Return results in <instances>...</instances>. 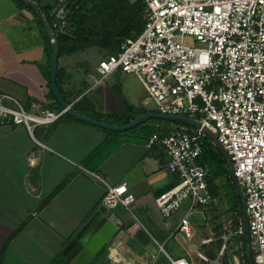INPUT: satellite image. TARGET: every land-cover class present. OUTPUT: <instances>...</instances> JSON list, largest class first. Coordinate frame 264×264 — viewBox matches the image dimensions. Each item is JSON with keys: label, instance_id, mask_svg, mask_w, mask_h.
Wrapping results in <instances>:
<instances>
[{"label": "crops", "instance_id": "obj_1", "mask_svg": "<svg viewBox=\"0 0 264 264\" xmlns=\"http://www.w3.org/2000/svg\"><path fill=\"white\" fill-rule=\"evenodd\" d=\"M19 1L0 0V93L17 96L34 112L56 110L51 107L57 106L58 99L50 93L46 37L32 11ZM91 46L58 57L57 83L64 99L71 106L78 104L76 111L115 124L125 123L127 103L137 111L143 107L130 121L141 113L158 111L156 104L145 106L149 101L141 91L144 86L133 74L115 71L97 83L98 62L110 52L104 48L106 52L97 59ZM109 114L118 117L109 120ZM139 125L132 131L111 130L67 112L33 132L13 122L0 123L2 264H49L61 254L103 203L107 186L92 172L111 184L126 182L135 196L131 212L122 206L113 209L122 225L107 243L105 255L98 257L99 264H172L171 259L180 257L191 264H209L198 251L217 257L214 244L221 235L210 230L207 207L188 213L190 237L179 228L187 205L170 217L160 212L156 199L176 184L177 176L167 166L164 146L148 145L151 134H144ZM209 237L213 240L202 243ZM235 239L239 244L241 239Z\"/></svg>", "mask_w": 264, "mask_h": 264}, {"label": "built area", "instance_id": "obj_2", "mask_svg": "<svg viewBox=\"0 0 264 264\" xmlns=\"http://www.w3.org/2000/svg\"><path fill=\"white\" fill-rule=\"evenodd\" d=\"M143 1L142 32L99 60L97 83L118 70L133 74L159 112L198 119L216 133L245 197L254 264H264V0ZM44 3L52 6L49 24L55 38L73 35L76 25L71 14L77 0ZM65 112L66 108L34 112L17 96L0 93V123L13 122L33 132ZM204 136L201 128L184 123L167 133L155 131L148 141V145L164 146L167 166L178 179L157 197L158 208L170 217L187 205L179 228L188 237L192 236L188 213L218 202L209 187V167L200 162ZM92 173L107 186L103 203L131 212L135 196L126 182L111 184ZM244 233L240 222L221 235L223 243L215 259L202 251L198 255L209 264H222L227 242ZM212 240L209 237L202 243ZM171 260L172 264H191L185 257ZM236 262L245 264L243 254Z\"/></svg>", "mask_w": 264, "mask_h": 264}, {"label": "trees", "instance_id": "obj_3", "mask_svg": "<svg viewBox=\"0 0 264 264\" xmlns=\"http://www.w3.org/2000/svg\"><path fill=\"white\" fill-rule=\"evenodd\" d=\"M35 1H37L41 6L48 23H51V4L44 3L43 0ZM19 2L28 9L32 10L33 14L40 24L41 32L43 33V35H45L44 26L41 24L36 11L25 1ZM77 4L78 6L73 8L71 14L72 20L76 25V31L73 35L60 34L56 36L57 42L59 44L58 56L62 53L76 51L91 45L106 48L110 53H114L119 51L120 46L123 41H125V39L138 36L144 28L146 19L145 4L143 0H77ZM48 40L50 39L46 38V41ZM50 43L53 45L51 41ZM48 50L50 52L51 47L48 46ZM48 77H51L50 69ZM50 93L54 98H56L52 90L50 91ZM57 106L58 110L62 108L58 100ZM72 108L74 110L78 109V104L72 105ZM127 109L129 111V114L124 120L125 123H128L130 119L139 112L135 110V108L130 104L127 105ZM132 110L134 111L130 112ZM112 116L115 117L114 120H116V117H118L117 115L109 114L107 115V118L109 120H113L111 119ZM178 124L184 123L182 121H178ZM139 126H141V124ZM141 127L144 134L154 133V128H145L143 125ZM134 129H137V127H133V129H131L130 131ZM203 141L204 144L203 151L200 156V162L206 164L209 167V187L212 194L214 196L220 195L218 186L214 184V181L217 178H225V180H227L233 187V203L229 205V209L234 210L236 213L233 218L234 229H236L239 226L240 222H243L242 199L236 193L228 168V163L222 151L215 145L212 140L211 142H208L205 136L203 137ZM66 181L67 179L54 190L53 194L58 192L66 183ZM177 181L178 179L176 180V183ZM239 238L243 241L241 251H243V258L247 264L248 256L246 234L244 233ZM106 247L107 246H104L89 264H99L97 262L98 257L101 255H105ZM208 254L210 255V253ZM212 256L215 257L216 255L212 254ZM0 264H2L1 259ZM49 264H71V262L61 253L60 255L55 257Z\"/></svg>", "mask_w": 264, "mask_h": 264}, {"label": "water", "instance_id": "obj_4", "mask_svg": "<svg viewBox=\"0 0 264 264\" xmlns=\"http://www.w3.org/2000/svg\"><path fill=\"white\" fill-rule=\"evenodd\" d=\"M28 3L37 13L41 24L44 26L45 37L50 40L47 41L50 50L51 59V77L50 84L51 90L55 94L56 98L60 102L62 108H66V112L78 119L83 121L98 125L103 128L126 131L135 126H138L148 118H165L174 121H182L186 124L201 128L205 134H208L215 145L224 154L232 182L234 184L236 193L241 197L243 204V224L246 234L247 242V256L248 264H254L253 250L251 246V237L249 229L248 214L246 211L245 197L240 184L238 183L237 177L234 174L232 160L223 147V145L218 140L216 133L204 125L200 120L183 115V114H173V113H162L159 111L145 112L136 116L134 119L124 124H115L105 120L97 119L90 115L82 114L72 108V106L64 99L58 83V48L59 44L55 38L54 32L47 21V18L39 5L35 0H22ZM53 43V45L50 43ZM122 225V220L118 218L114 210L108 208L104 203H102L98 209L90 216V218L79 228V230L69 239L66 245L62 249V254L71 262V264H89L91 260L102 250L104 246L110 241L113 235L116 233L119 227Z\"/></svg>", "mask_w": 264, "mask_h": 264}, {"label": "rangeland", "instance_id": "obj_5", "mask_svg": "<svg viewBox=\"0 0 264 264\" xmlns=\"http://www.w3.org/2000/svg\"><path fill=\"white\" fill-rule=\"evenodd\" d=\"M43 1H45V0H43ZM32 15H33L34 19L37 20V18L33 14V12H32ZM186 39L189 42L191 41V43H194V40L192 39V37L186 36ZM9 41L11 42V39ZM90 52L94 53L96 58L99 59L101 56H103L104 52H106V51L104 48H102L100 46H91ZM118 71H120V70H118ZM117 91L119 92V94L121 93L118 89H117ZM141 91H143V94L146 95V97L149 101V103L145 104V106L146 105H148V106L152 105L153 106L156 104L153 101V99L150 98L147 91L143 90V87H142ZM121 96H122L123 101H127L124 93H121ZM127 105H128V103H127ZM51 107H53L56 110L58 109V106L52 105ZM138 110L139 111L143 110V107L140 106L138 108ZM111 119L114 120L115 117L112 116ZM171 124H173L175 126L178 124V121L165 119V118L152 117V118H148L147 120L142 122L141 126L143 125L145 128H149V129L154 128L155 130L163 131L164 127L169 128ZM205 138L208 142H211V140H212L208 134H205ZM214 184L217 185L219 188V193H220V195L218 196L219 202L217 204H214V203L210 204L206 208L205 212H206V216H207L208 221H209L208 224H209L210 230L212 229L213 231H215L216 236H219V235H222L224 233V231L227 229H234L233 218L236 215V213L234 210L229 209V205L233 203V198H232L233 196L232 195L234 193H233L232 185L227 180H225V178H217L214 181ZM218 238L216 240L217 242L214 244V246H215L214 253H216V254H218V252H219L220 244L223 243V239L221 238V236H219ZM241 248H242V246L238 244V239L236 240L235 237H232L227 242V246L225 248L224 254L221 256L220 260L222 261V263L223 264H240V263L236 262V259L242 253ZM60 258H61V256H60Z\"/></svg>", "mask_w": 264, "mask_h": 264}]
</instances>
